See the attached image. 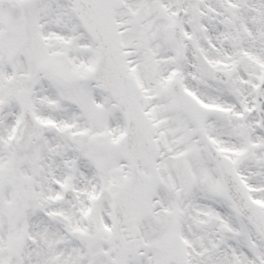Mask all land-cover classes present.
I'll return each mask as SVG.
<instances>
[{
  "label": "snow or ice",
  "instance_id": "1",
  "mask_svg": "<svg viewBox=\"0 0 264 264\" xmlns=\"http://www.w3.org/2000/svg\"><path fill=\"white\" fill-rule=\"evenodd\" d=\"M0 264H264V0H0Z\"/></svg>",
  "mask_w": 264,
  "mask_h": 264
}]
</instances>
